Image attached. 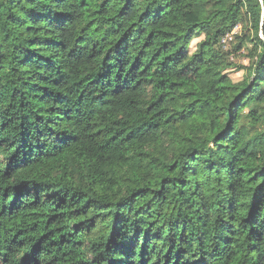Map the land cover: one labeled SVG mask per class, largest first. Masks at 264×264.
Here are the masks:
<instances>
[{"label":"trees","instance_id":"trees-1","mask_svg":"<svg viewBox=\"0 0 264 264\" xmlns=\"http://www.w3.org/2000/svg\"><path fill=\"white\" fill-rule=\"evenodd\" d=\"M0 264H264V0H0Z\"/></svg>","mask_w":264,"mask_h":264},{"label":"rangeland","instance_id":"rangeland-1","mask_svg":"<svg viewBox=\"0 0 264 264\" xmlns=\"http://www.w3.org/2000/svg\"><path fill=\"white\" fill-rule=\"evenodd\" d=\"M240 33V28H238L234 34H239ZM204 39L203 36L199 37L193 42V48ZM233 41V36H229L226 38V40L223 42V46L226 52H230L231 48H233V44L231 43ZM233 43H235L233 41ZM236 44V43H235ZM230 63L232 64V67L229 71H227V76L228 78L225 79V82L227 84H234V83H239L242 82L246 71L244 68H248L251 65V60L250 57L248 56L247 51H242L239 55H232L229 59ZM243 69V70H241ZM213 79L211 74L206 75V80H211ZM245 113H248V110H245Z\"/></svg>","mask_w":264,"mask_h":264}]
</instances>
